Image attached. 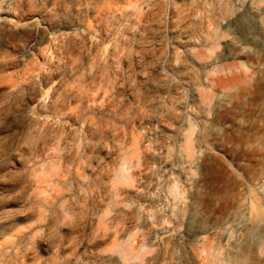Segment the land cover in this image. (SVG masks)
Returning <instances> with one entry per match:
<instances>
[{
	"label": "rangeland",
	"instance_id": "obj_1",
	"mask_svg": "<svg viewBox=\"0 0 264 264\" xmlns=\"http://www.w3.org/2000/svg\"><path fill=\"white\" fill-rule=\"evenodd\" d=\"M0 264H264V0H0Z\"/></svg>",
	"mask_w": 264,
	"mask_h": 264
}]
</instances>
